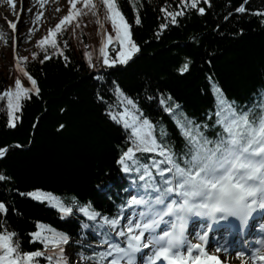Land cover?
<instances>
[{"label": "trees", "instance_id": "obj_1", "mask_svg": "<svg viewBox=\"0 0 264 264\" xmlns=\"http://www.w3.org/2000/svg\"><path fill=\"white\" fill-rule=\"evenodd\" d=\"M118 3L141 49L128 65L103 64L101 38L95 35L98 32L101 36L102 30L96 23L97 16L89 12L78 18L80 27L73 21L59 38L61 47L63 40L69 43L64 48L68 61L53 55L40 63L43 53L36 47L37 41L24 55L29 58L27 68L37 80L40 93L32 92L30 99L22 101L14 128L9 127L7 100H0V148L8 149L0 158V173L10 177L0 181V202L8 209L0 212V230L6 226L17 233L15 239L23 252L43 249V244L33 242L31 237L39 222L70 237L64 246L69 264H100L98 257H92L101 249H95L90 241H97L101 230L97 222L85 220L79 207L90 203L102 215L116 217L115 203L122 201L123 185L131 184L135 192L141 190L137 174H125L118 163L130 146V130L108 115L109 104H116V84L156 125L157 138L178 155L187 150V141L177 119L186 116L199 124L215 125L216 88L238 110L264 104V15L256 14L264 13V0H200L198 7L205 8L204 14L184 7L185 15L177 17L176 23H171L161 9L167 6L169 11H177L181 0ZM241 6L246 8L244 13L236 11ZM82 7L79 3L78 8ZM68 10L67 0L66 13L60 19ZM137 12L140 24L136 23ZM104 15L105 9L100 6L105 38L109 33L115 37ZM161 24L168 27L162 29ZM8 37L6 34L7 44ZM2 45L5 43L0 39ZM119 47L117 41L109 46L110 59L118 60ZM86 50L92 52L95 67L108 71L92 72L84 56ZM33 52L40 53L38 59L32 58ZM185 63L188 68L181 72ZM10 71L11 67L0 62V93L13 86L20 75L15 71L11 84L6 83ZM24 78L21 76L28 87ZM168 95L172 97L170 106L180 105L175 115L160 104V97ZM161 129L167 134L164 138ZM218 130L216 126L205 131L214 137ZM141 159L150 163L152 155L145 154ZM39 191L49 192L57 198L55 205L57 200L62 201L73 212L64 215L51 206L52 202H39L27 195ZM85 223L90 227L83 228ZM37 259L39 264H49L46 257Z\"/></svg>", "mask_w": 264, "mask_h": 264}, {"label": "snow or ice", "instance_id": "obj_2", "mask_svg": "<svg viewBox=\"0 0 264 264\" xmlns=\"http://www.w3.org/2000/svg\"><path fill=\"white\" fill-rule=\"evenodd\" d=\"M8 2L15 7V0ZM79 3H82V8H78ZM199 3L200 0H181L179 10L169 11L167 6L161 10L171 23H176L177 17L185 15L184 7L197 9L200 14H204L205 8L198 7ZM68 4L67 15L37 41L36 47L43 53L40 63L52 59L53 55L69 60L64 54V48L69 43L65 39L61 47L59 38L66 32V26L73 21L80 27L78 18L89 12L97 16L96 23L102 30L99 53L105 66L113 67L117 63L128 65L140 52L118 0H99V5L96 0H68ZM100 6L105 9L104 20L111 22L115 37L109 33L105 38L104 25L99 18ZM39 7H45V0H39ZM236 11L244 13L246 8L241 6ZM256 14L264 15L262 12ZM42 18L43 12H38L36 19ZM140 22L137 12L136 23ZM9 26L11 30H17V23L9 21ZM160 27L163 29L168 25L161 24ZM5 37L6 33L0 31V39L7 44ZM114 40L120 45L116 50L118 60L110 59L109 56L108 49ZM15 43L16 41L14 47ZM39 55L40 53L33 52L32 58L38 59ZM84 56L89 65L95 67L92 52L86 50ZM14 61V69L20 75L15 77L13 86L0 93V100H7L9 127L13 128L16 126V113L21 109L22 101L30 99L32 92L37 95L40 93L37 80L27 68L29 58L15 52ZM187 68L188 64L185 63L180 71L184 72ZM21 76L27 78L31 87L24 85ZM114 92L116 104H109L108 115L126 130H130V146L123 151L118 163L125 174H137L136 183L141 189L140 193L133 195L122 207L140 210L136 212L135 218H128L127 223L122 224L125 219L123 215L104 216L95 211L90 203L80 206V213L89 221L97 222L103 236L101 243L106 246L105 251L92 258L98 257L100 264H138V254L147 249L150 255L146 258V264H223L218 255L207 251L208 232L198 234L196 243L188 239V224L192 217L207 218L213 223L235 219L240 228H245L254 213L264 211V104L247 111L238 110L216 88L215 125L199 124L186 116L177 119L187 141V150L178 155L172 146L157 138L156 125L144 116L136 101L127 96L119 84L115 85ZM98 98L104 100L103 96ZM170 101L171 95L160 97V104L169 114L175 115L180 105L172 107ZM120 107L123 111H113V108ZM216 126L219 130L214 137H210L205 130ZM60 127L63 128L64 125ZM160 135L164 138L167 134L161 129ZM7 151V148H0V157H4ZM145 154L152 155L150 163L141 159ZM9 179L10 177L0 173V181ZM27 195L37 200L43 196H51L37 192ZM55 206L64 215L73 212V208L62 201L57 200ZM7 211L6 204L0 202V212ZM36 227L37 231L31 233L32 241H39L43 244V249L28 252L21 250L20 242L15 239L17 233L8 231L6 226L0 230V264H39L37 258L40 257H46L49 264H68L64 246L70 242V237L39 222ZM89 227L88 223L83 225V228ZM211 227L212 224H209L208 228ZM113 234L120 238V242L111 239ZM259 243L260 247L255 248L250 261L245 264H264V239ZM217 251L221 249L218 248ZM239 255L243 256L244 253Z\"/></svg>", "mask_w": 264, "mask_h": 264}, {"label": "rangeland", "instance_id": "obj_3", "mask_svg": "<svg viewBox=\"0 0 264 264\" xmlns=\"http://www.w3.org/2000/svg\"><path fill=\"white\" fill-rule=\"evenodd\" d=\"M28 2V3H27ZM65 0H45V7H39V0H15V7L8 0H0V30L5 29L7 21H12L18 8L22 9L18 20V52L25 55L29 52L36 40L40 39L49 29L54 27L60 15L64 12ZM57 9H60L57 11ZM100 10V8H99ZM43 12V18L36 19V14ZM7 28V27H6ZM32 30L31 32L29 30ZM9 48L0 47V62L6 67H10ZM11 54V53H10ZM10 74L6 83H10ZM27 83V81H26ZM37 193L50 194L49 192L39 191ZM33 197V196H32ZM34 198V197H33ZM35 199V198H34ZM37 200V199H36ZM40 201L51 202V196H43ZM72 264H76L73 262Z\"/></svg>", "mask_w": 264, "mask_h": 264}, {"label": "bare ground", "instance_id": "obj_4", "mask_svg": "<svg viewBox=\"0 0 264 264\" xmlns=\"http://www.w3.org/2000/svg\"><path fill=\"white\" fill-rule=\"evenodd\" d=\"M28 3V2H27ZM62 15H64L63 13L61 14V16ZM53 28V27H52ZM45 34H47V33H45ZM96 36H98V38H101V36H100V34L97 32L96 34H95ZM9 55H10V59L12 58V55L10 54V53H8ZM11 61V60H10ZM13 61V60H12ZM91 71L92 72H94V71H104V68L103 67H92V69H91ZM29 197H31V196H29ZM31 198H33V197H31ZM263 221V220H262ZM144 253V255H150V252H149V250H147V249H145L144 251H143ZM215 254L216 255H218L219 257H222L223 259H224V257H225V252H215ZM237 256V255H236Z\"/></svg>", "mask_w": 264, "mask_h": 264}]
</instances>
